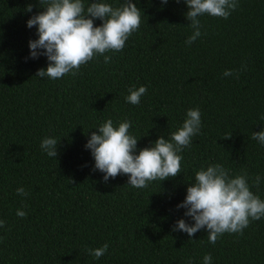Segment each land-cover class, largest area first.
Returning <instances> with one entry per match:
<instances>
[{
    "label": "trees",
    "instance_id": "16d2710c",
    "mask_svg": "<svg viewBox=\"0 0 264 264\" xmlns=\"http://www.w3.org/2000/svg\"><path fill=\"white\" fill-rule=\"evenodd\" d=\"M83 2L87 8L94 0ZM100 2L119 7L124 0ZM132 2L141 25L122 52L52 80L36 77L47 58L30 55L38 36L27 21L41 10L38 0H0V264H203L207 254L211 264H264V218L215 245L206 230L191 238L173 231L180 219L194 223L177 205L209 165H222L232 178L246 172L264 200V146L251 139L264 131V0H238L227 20L199 17L202 35L190 46L183 0ZM226 70L234 75L225 77ZM140 86L147 88L141 103H127L129 89ZM195 108L200 134L179 153L177 177L136 189L127 175L105 182L93 171L85 145L108 119L114 127L131 122L138 154L177 131ZM45 137L60 142L58 157L41 149ZM257 175L258 190L251 187ZM21 187L26 196L16 194ZM106 243L100 259L88 254Z\"/></svg>",
    "mask_w": 264,
    "mask_h": 264
},
{
    "label": "clouds",
    "instance_id": "9594fccd",
    "mask_svg": "<svg viewBox=\"0 0 264 264\" xmlns=\"http://www.w3.org/2000/svg\"><path fill=\"white\" fill-rule=\"evenodd\" d=\"M167 4L168 0H161ZM180 3L181 0H176ZM188 7L186 19L192 29V35L185 41L189 46L201 37V22L199 17L208 15L227 20L239 4L238 0H183ZM40 11L27 21L29 29L37 28L38 39L29 41L32 59L45 56L48 61L46 70L36 73L38 78L52 80L79 73L81 66L86 65L97 56H104V63H109L111 57L107 52L119 53L126 46L129 37L139 30L141 25V10L132 0H124L119 7L94 0L87 8L83 0H38ZM29 5L27 12H32ZM102 24L95 26L94 21ZM225 77L234 75L226 70ZM126 102L139 105L141 97L147 93L145 86L129 89ZM264 119V116L261 117ZM202 122L198 108L188 109L182 126L172 132L167 139L161 136L151 147L137 152L138 140L129 134L132 127L130 121L119 123L114 127L108 119L96 131H92L86 149L91 151L95 161L93 171L103 173L107 182L123 174L129 177L127 185L144 189L150 182L168 180L181 174L179 154L192 144V138L200 134ZM229 135L224 140L231 139ZM251 139L264 146V131L253 132ZM58 141L45 137L40 144L41 149L49 157H58ZM260 176H255L251 187L257 190L260 186ZM16 194L26 196L23 187ZM177 208L186 209L185 217L191 218L193 224L185 219L177 221L173 231L187 233L191 238L201 230H206L208 242L215 245L225 233L243 235V230L252 221L264 218V200L250 190L247 173L238 174L232 178L230 171L220 164L209 165L195 173L194 180L187 187L186 198ZM16 215L26 217L27 213L18 209ZM0 220V228L5 226ZM192 241V240H190ZM106 243L96 249H88V254L100 259L108 252ZM212 256L203 257V264H211Z\"/></svg>",
    "mask_w": 264,
    "mask_h": 264
}]
</instances>
